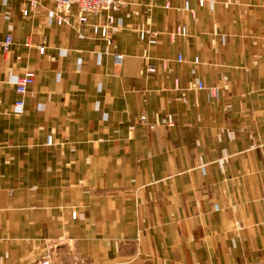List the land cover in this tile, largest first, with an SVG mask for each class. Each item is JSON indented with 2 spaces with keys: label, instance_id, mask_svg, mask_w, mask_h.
I'll return each instance as SVG.
<instances>
[{
  "label": "crops",
  "instance_id": "obj_1",
  "mask_svg": "<svg viewBox=\"0 0 264 264\" xmlns=\"http://www.w3.org/2000/svg\"><path fill=\"white\" fill-rule=\"evenodd\" d=\"M37 1L0 0V264H264V0H118L107 38Z\"/></svg>",
  "mask_w": 264,
  "mask_h": 264
},
{
  "label": "built area",
  "instance_id": "obj_2",
  "mask_svg": "<svg viewBox=\"0 0 264 264\" xmlns=\"http://www.w3.org/2000/svg\"><path fill=\"white\" fill-rule=\"evenodd\" d=\"M53 2L56 3L57 9L60 12L67 13L71 6L73 4H76L82 14L79 16V21L82 23H87L88 17L87 14H100L101 12L107 11V22L105 24H100V25H93V32L97 34H101L104 38L109 37L110 30L111 28H114L119 25V21L115 19V17L112 15L110 12L113 10L119 3L118 0H52ZM37 0H33V5H37ZM201 5H204V0L200 1ZM188 7V5H187ZM25 14L28 13L27 10L24 11ZM65 15H59L58 17V22L62 23L64 21ZM117 24V25H116ZM177 32L179 34L183 33V28L178 27ZM13 37L9 35L6 40L2 43L3 47L5 50H8L12 44ZM41 52H44V48H41ZM115 63L117 66H121L124 61V55L121 53H115ZM179 61H183V57L181 55L178 56ZM198 62V60H196ZM147 71L150 73H153L156 71V68L154 65L149 64L147 66ZM36 78V74L33 70H27L19 76L15 80V85H16V91L18 93L19 98L16 100L14 104V112L16 114H21L25 110V97L29 92V88L34 84ZM197 87L199 89H208L210 94L214 98H218L220 96V88L216 85H206L204 82L199 81L197 83ZM143 119L145 118L144 116L142 117ZM173 116L168 115V122L172 123ZM53 136L51 134L48 135L47 138V145H53ZM73 216L76 217V212H73ZM53 259V253L48 252L45 255L42 256V258L36 260L33 264H51Z\"/></svg>",
  "mask_w": 264,
  "mask_h": 264
},
{
  "label": "rangeland",
  "instance_id": "obj_3",
  "mask_svg": "<svg viewBox=\"0 0 264 264\" xmlns=\"http://www.w3.org/2000/svg\"><path fill=\"white\" fill-rule=\"evenodd\" d=\"M74 212V211H73ZM73 212H72V214H73ZM76 212V211H75ZM77 213V212H76Z\"/></svg>",
  "mask_w": 264,
  "mask_h": 264
}]
</instances>
